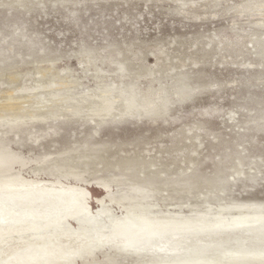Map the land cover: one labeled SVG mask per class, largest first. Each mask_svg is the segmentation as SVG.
<instances>
[{"label": "rangeland", "instance_id": "374dc122", "mask_svg": "<svg viewBox=\"0 0 264 264\" xmlns=\"http://www.w3.org/2000/svg\"><path fill=\"white\" fill-rule=\"evenodd\" d=\"M260 4L264 0H0V109L7 113L16 108L6 106L20 104L15 95V101L9 100L8 92L18 86L36 87L40 79L76 82L69 91L53 88L76 100L92 93L98 88L94 67L87 65L92 60L103 71L104 81L110 79L116 86L132 82L142 92L164 89L170 97L160 115L126 117L99 128L80 120L36 123L30 131L41 135L38 141L9 133L10 148L27 159L44 154L53 158L85 143H106L110 147L103 155L104 164L136 158L145 174L163 184L193 176L196 187L190 194L165 185L160 195L152 196V204H158L152 211L166 215L189 216L195 208H216L221 203H264V7ZM109 60L125 63L124 78L117 76ZM14 78L18 82L12 85ZM179 78L187 90L183 97L177 95ZM104 164L81 165L80 170L88 171L76 183L87 190L90 212L97 214L109 206L116 217L125 218V208L111 203L101 184L119 172L105 169ZM111 185L118 189L114 182ZM66 198L58 203L55 196H48L44 206L30 203L27 208L38 213L36 226H45L46 217L55 220L75 210L72 203L79 199ZM7 220L0 217V228L9 226ZM73 226L80 227L78 222ZM145 242H138V247L144 248ZM68 246L50 250L53 256L61 254L56 262L49 257L29 264H57L73 253H68ZM81 250H75L79 264H146L153 255L145 253L143 258L127 249L107 247L95 250L92 258L86 252L79 255Z\"/></svg>", "mask_w": 264, "mask_h": 264}, {"label": "bare ground", "instance_id": "6f19581e", "mask_svg": "<svg viewBox=\"0 0 264 264\" xmlns=\"http://www.w3.org/2000/svg\"><path fill=\"white\" fill-rule=\"evenodd\" d=\"M247 7L251 8L250 5ZM260 7H264V4H260ZM109 62L116 66L114 71L117 76L124 78L125 63ZM87 65L94 67L98 88L94 91L91 89L92 93H86L80 100L61 94V89H53L54 86H61L69 91L77 84L57 80L55 76V79L48 81L40 79L36 87L18 86L10 90L7 94L10 95L9 100L15 101V95L20 104L6 106L12 110L16 108L12 113L0 109V209H5L0 212V217L8 219L9 224L0 228V264H29L38 258L44 260L49 257L56 262L61 254L53 256L55 254H51L50 250L64 244H69L68 253H73L63 256L57 264H79L75 250L82 249L79 255L86 252L92 257L95 250L107 247L127 249L141 254L143 258L145 253L155 254L144 262L146 264L264 263V203H221L216 208L208 205L204 210L198 211L195 208L189 216L166 215L162 211H152L158 205L152 204V196L155 193L160 195L161 186L165 185H171L174 191L190 194L196 187L193 176L174 178L163 184L158 182L161 179L145 174L141 168L143 163L136 158L104 164L103 155L110 147L106 143H85L76 149L61 150L53 158L44 154L27 159L10 148L11 143L7 137L9 133L16 136L22 134L29 140L34 137L38 141L41 135L37 137L30 131L36 123L46 124L61 119L80 120L92 122L99 128L126 117L160 115L167 110L170 97L164 89L142 92L132 82L116 86L115 82H109L110 79L103 80V71L95 65V60L89 61ZM11 82L14 85L18 79L14 78ZM178 82L180 86L177 95L183 97L187 91L184 79L179 78ZM42 133L46 135L44 131ZM31 163L33 166L27 171ZM90 164H104L105 169L118 170L119 173L111 176L109 182L101 184L106 189L104 193L109 196V201L125 208V218L116 217L109 206L97 214L90 212L87 190L81 187L84 185L76 183L88 171L80 170V166L87 168ZM138 165L140 168H137ZM139 174L145 175L141 177ZM71 178L75 183L68 182ZM111 182L116 184V191ZM48 196H55L58 203L64 202L66 197L78 198V201H72L77 208L67 215H57L59 217L55 220L49 221L46 217L45 226L38 227L35 222L38 213L27 206L32 202H41L44 206ZM79 213H83L84 217ZM72 220L78 222L80 227L75 228ZM247 240H252L251 245H245ZM138 242H145L146 245L139 248Z\"/></svg>", "mask_w": 264, "mask_h": 264}]
</instances>
